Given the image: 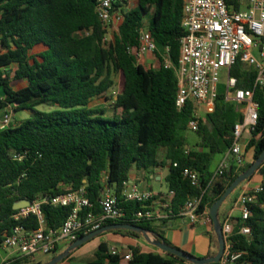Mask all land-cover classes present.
<instances>
[{"label": "trees", "instance_id": "16d2710c", "mask_svg": "<svg viewBox=\"0 0 264 264\" xmlns=\"http://www.w3.org/2000/svg\"><path fill=\"white\" fill-rule=\"evenodd\" d=\"M226 2L238 11L250 9V0ZM97 3L98 0H0V68L14 65L13 78L26 83L16 90L10 85L9 72L0 73V86L5 94L0 99V109L12 105L14 112L31 113L29 119L13 120L0 130V241L17 224L28 230L39 227L36 216L14 219L15 206L21 201L32 202L85 188L99 211L104 185L120 196L133 170L144 172L148 179L158 166L168 167L166 183L169 191L174 192L175 213L189 198L198 196H202L199 213L209 212L227 187L264 151V90L256 89L259 121L247 144V149L254 150L253 161L240 168L232 164L212 182L216 157L229 151L234 127L243 119L236 104L227 99L225 83L219 86L214 111L200 121L195 132L199 139L197 146L205 150L188 147L186 132L190 130L194 105L191 101L181 109L176 105L179 91L176 70L181 56L180 40L185 34L184 0H137L132 9L123 13L119 31L110 41L108 28L98 16ZM124 3L117 1L115 10L123 12ZM145 28L151 32L160 58L169 48L167 55L173 67L162 64L146 69L129 54L128 48L139 44L140 31ZM230 74L237 78L238 88L253 89L257 73L248 63L238 60ZM115 75L122 87L112 98L113 105L109 109L92 107L96 98L115 85ZM42 106L48 109H40ZM162 150L166 155L160 161ZM185 169L200 174V187L183 176ZM259 173L264 187V165ZM249 180L221 206L222 225L235 207L239 190ZM121 201L126 220L107 221L105 226L116 223L139 226L158 241L169 244L164 232L170 220H133L142 204ZM252 211V217L245 222L252 230L249 236L239 232L242 219L232 218L236 225L234 250L246 252L244 264H264V191L252 205ZM43 212L46 225L57 229L72 208L44 204ZM109 232L146 240L132 230ZM83 236L80 234L78 239ZM210 236L208 257H213L219 251L214 226ZM72 244L57 249L45 261L16 257L4 264L48 263ZM155 248L158 253L130 247L132 258L126 264H193ZM87 264L123 262L120 255L111 253L107 241H101Z\"/></svg>", "mask_w": 264, "mask_h": 264}, {"label": "built area", "instance_id": "2783aa9c", "mask_svg": "<svg viewBox=\"0 0 264 264\" xmlns=\"http://www.w3.org/2000/svg\"><path fill=\"white\" fill-rule=\"evenodd\" d=\"M117 1L126 2L123 4V12L115 10L114 4ZM132 8L127 0H98L97 13L108 28L107 40L111 33L119 31L123 13ZM183 14L182 26L185 34L180 40L181 56L176 70L179 83L176 105L181 109L188 101L193 103V118L188 127L196 132L204 115L214 111L219 86L222 84L223 74H226L227 99L238 104L243 115L242 121L234 127L229 154L233 156L234 164L238 168L243 167L246 164V147L249 141L245 134L247 133L250 139L259 121V104L255 100V90H264V0H250L248 11H238L228 5L226 0H184ZM157 51V44L146 28L140 31L139 44L128 48L129 54L146 69L159 68L162 64L173 67L167 55L169 48H166V54H162L161 58ZM258 51L260 58L255 55ZM238 60L248 63L256 70L253 89L238 88L237 78L231 76V68ZM13 114L14 106L9 105L3 115L5 126L10 124ZM228 168L227 159H224L215 170L212 182ZM183 176L193 186L200 187V174L197 171L185 169ZM263 191V181L253 184L249 180L242 187L234 207L243 222L239 228L240 234L251 235V227L245 222L252 217V205L257 202L258 195ZM173 197V191H169L165 197L152 189H141L137 185L124 183L120 196L104 185L99 200V211H96V206L88 198L85 188L51 198L37 199L32 201L30 206L17 210L14 219L20 221L36 216L39 227L28 230L17 224L12 233L0 241V251L10 250L18 257L40 261L43 257L51 256L57 249L77 241L80 234L87 235L100 230L107 221L126 220L127 215L121 207V199L142 204V209L133 215V220L161 222L184 218L192 224L203 222L213 227L209 212L199 213L202 196L189 198L178 213H175L172 207ZM44 204L71 207L72 212L59 228L54 229L46 225ZM233 217L231 213L222 225L225 251L220 264H244L242 259L246 252L234 250L236 225ZM111 253L120 255L123 263L132 258L131 251L121 253L115 247L111 248Z\"/></svg>", "mask_w": 264, "mask_h": 264}, {"label": "crops", "instance_id": "0c3cea01", "mask_svg": "<svg viewBox=\"0 0 264 264\" xmlns=\"http://www.w3.org/2000/svg\"><path fill=\"white\" fill-rule=\"evenodd\" d=\"M15 69L16 67L14 65L10 67L0 68V73L5 75L7 72H9L11 77L10 85L12 88L17 90L19 88L26 86V83L24 81L16 80L13 78ZM4 98H5L4 90L3 87L0 86V99L3 100ZM236 108L239 112L242 110L240 109V106H238V104H236ZM5 110L6 108L3 109L4 113ZM205 116L206 115H204V118ZM13 120H15V112L12 117V121ZM5 127L6 126L3 124V116H0V130L4 129ZM246 138L249 140V137ZM198 141H199L198 137L197 139L189 141L191 145L189 144L188 147L191 149L205 150L204 148L197 146ZM249 149L250 148L247 149L246 147V163H250L253 161L254 153L253 154L249 153ZM165 155H166V151L164 150L160 154L159 160L163 161L165 159ZM224 159H227V163L229 164V166L234 164V158L229 154L228 151L225 155H219L216 157V160L212 167L213 171H215L218 168V166ZM167 175H168V167H164V166L156 167L154 173L151 174L148 179L144 172L133 170L131 173V180L128 183L131 186L137 185L141 189H152L156 193H159L167 197L169 192L166 183ZM150 181L159 184L160 188L155 190L153 185L150 183ZM252 183L255 184L253 181ZM241 189L239 190L238 196L241 192ZM231 213L233 214L234 217H239V213L236 210H234V208L232 209ZM211 231H212V227L207 224H204L203 222L192 224L184 218H174L170 220L169 226L165 229L164 236L167 242L171 246L186 251L198 258H203V257H208V254L211 250V246H212L211 236H210ZM101 237H102L101 239L102 241H107L110 244L111 248L115 247L121 253L129 252L130 247H138L142 252H148V251H153L156 253L159 252L154 247V245L150 244L148 241L144 239H136L129 237L127 235L114 233V232H107L103 234ZM0 255L3 257L2 264H4L9 259L18 257L14 251H10V250L0 251ZM48 258L49 257H43L40 261H45ZM64 264L66 263L64 262Z\"/></svg>", "mask_w": 264, "mask_h": 264}, {"label": "water", "instance_id": "95a60500", "mask_svg": "<svg viewBox=\"0 0 264 264\" xmlns=\"http://www.w3.org/2000/svg\"><path fill=\"white\" fill-rule=\"evenodd\" d=\"M264 165V151L262 154L257 158V160L250 166L248 170L240 174L234 182L227 187L225 192L222 194V196L213 204V206L209 210V214L212 218L213 221V226L215 229V232L218 237L219 241V251L216 256L213 257H203V258H198L186 251H183L179 248L173 247L163 241H158L154 235L146 231L145 229L135 226V225H130V224H122V223H116L112 225H107L101 228L100 230L94 231L90 234H87L77 241H75L71 246H69L64 252L61 254L57 255L54 257L51 261L48 263H42V264H60L63 260H65L67 257H69L72 252L75 250L79 249L83 245L91 242L95 238L102 236L103 234L113 231V230H121V229H126V230H132L141 233L145 239L158 249L170 253L172 255H175L177 257L186 259L193 264H210V263H220L222 256L225 251V239L223 235V230H222V224L220 221L219 217V212L220 208L225 202V200L244 182L249 180L252 176H254L257 172H259V169ZM31 201L29 200H24L18 203L15 206L16 210H19L21 208L27 207L31 205Z\"/></svg>", "mask_w": 264, "mask_h": 264}, {"label": "rangeland", "instance_id": "374dc122", "mask_svg": "<svg viewBox=\"0 0 264 264\" xmlns=\"http://www.w3.org/2000/svg\"><path fill=\"white\" fill-rule=\"evenodd\" d=\"M127 1H128V4H130L132 7H134L137 4V0H127ZM114 34L115 33H111L109 35L108 41H110L114 38ZM255 55L257 58H260L259 51L255 52ZM226 77H227L226 74H223L222 83L225 82ZM113 78L115 81V85L104 96L96 98L91 104L92 107H94V108L107 107V109H109V107L111 105H113L112 98L121 91V87H122V83L119 80V77L117 75H115ZM39 108L40 109H46V110L48 109L47 106L46 107L42 106ZM3 113H4L3 109H0V116H3L4 115ZM30 117H31V113L28 110H20V111L15 112V120L17 122L29 119ZM186 135H187L189 141L197 139L196 133L192 130H188L186 132ZM246 137H247V133L245 134V138ZM189 144L191 145L190 142H189ZM162 151H164V150H162ZM162 151L160 152V154L162 153ZM249 153L253 154L254 150L252 148H250ZM251 180L255 184H259L263 181V176L259 172H257ZM150 183L153 185L155 190L160 188L159 184H157L153 181H150ZM101 239H102V237L99 236V237L95 238L94 240H92L91 242L87 243L81 249L75 250L74 252H72L71 257L65 261V263L66 264H87V263H89L90 260L93 259L95 251H96L99 243L102 241ZM2 261H3V257L0 255V264H2ZM60 264H64V262H62Z\"/></svg>", "mask_w": 264, "mask_h": 264}]
</instances>
